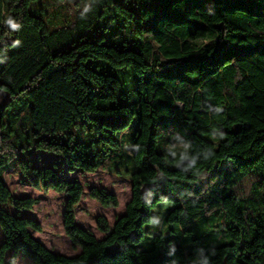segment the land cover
I'll list each match as a JSON object with an SVG mask.
<instances>
[{
  "label": "trees",
  "instance_id": "16d2710c",
  "mask_svg": "<svg viewBox=\"0 0 264 264\" xmlns=\"http://www.w3.org/2000/svg\"><path fill=\"white\" fill-rule=\"evenodd\" d=\"M172 129L190 133L180 165L158 150ZM37 151L71 172L110 162L130 177L124 213L113 225L96 217L102 238L76 222L82 184L31 166ZM10 164L66 195L78 254L51 251L30 233L39 221L1 206L38 202L12 195ZM88 194L118 206L104 188ZM163 202L169 232L219 213L218 233L193 250L179 232L138 248ZM0 232V264H264V0H0Z\"/></svg>",
  "mask_w": 264,
  "mask_h": 264
},
{
  "label": "rangeland",
  "instance_id": "374dc122",
  "mask_svg": "<svg viewBox=\"0 0 264 264\" xmlns=\"http://www.w3.org/2000/svg\"><path fill=\"white\" fill-rule=\"evenodd\" d=\"M101 33V32H100ZM189 131L185 129L175 130L172 129L169 132H162L158 140V150L161 151L167 158L174 157L175 165H180L183 161L189 159L188 151V138ZM126 152H130L127 143ZM125 147V145H124ZM29 164L35 167L50 166L55 169L59 177L65 178L69 181H79L82 184L83 196L79 203L75 206V216L78 225L90 230L96 237L102 238L104 236L96 227V217L98 215H104L109 223L113 225L116 217L123 214L125 211V205L131 198V179L128 175L117 172L112 169L110 162H106V165L98 168L95 172H81V171H68L67 166L60 155L37 151L28 158ZM122 169V167H120ZM4 183L15 197L32 196L36 197L38 202L33 206L31 210L17 211L7 204H2L7 211L12 214L20 213L24 216H30L39 221L42 227L41 231L30 230L31 235L41 241L51 251L67 256H74L80 252V248L72 244L69 237L65 234L63 229V212L65 210L66 195L62 192H56L49 190L44 192L31 186L27 176L21 171L16 164L8 165V168L2 170ZM95 186L97 188H104L107 191L114 193L118 198V206H103L97 200L91 198L88 194L89 188ZM170 205L167 202L158 204L157 207L151 210L152 222L144 226L145 235L143 240L139 243L138 248L149 249L153 245V236L156 233H163L165 235H179L188 243L185 244L187 250H193L188 248V245H194L195 238L199 239V242H203L205 246H208L211 242L208 238L212 233H218L220 228L219 217L217 213L215 222L211 224L206 223L201 228H196L197 223L192 224L189 227L188 232H183L179 228H174V233L169 232L167 224H163V216L166 209ZM171 228V229H172ZM2 234L0 232V242L2 240ZM202 239V240H200ZM184 245V244H183ZM197 246L194 247V249ZM15 264H35L30 258L18 254L15 259Z\"/></svg>",
  "mask_w": 264,
  "mask_h": 264
}]
</instances>
